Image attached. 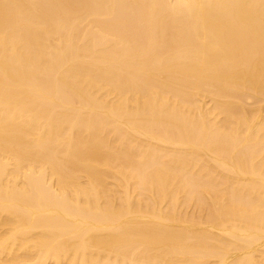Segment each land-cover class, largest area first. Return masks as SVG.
<instances>
[{
    "label": "bare ground",
    "instance_id": "6f19581e",
    "mask_svg": "<svg viewBox=\"0 0 264 264\" xmlns=\"http://www.w3.org/2000/svg\"><path fill=\"white\" fill-rule=\"evenodd\" d=\"M0 264H264V0H0Z\"/></svg>",
    "mask_w": 264,
    "mask_h": 264
}]
</instances>
